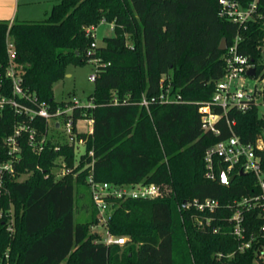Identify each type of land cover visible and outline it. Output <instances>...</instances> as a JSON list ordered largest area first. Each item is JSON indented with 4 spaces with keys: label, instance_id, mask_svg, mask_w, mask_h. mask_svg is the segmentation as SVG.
Returning <instances> with one entry per match:
<instances>
[{
    "label": "trees",
    "instance_id": "obj_1",
    "mask_svg": "<svg viewBox=\"0 0 264 264\" xmlns=\"http://www.w3.org/2000/svg\"><path fill=\"white\" fill-rule=\"evenodd\" d=\"M237 1L247 5L251 0ZM218 9V0H59L42 20L0 21V67L7 62L8 33L22 88L50 111L72 104L53 97V84L67 66L97 60L94 89L87 95L94 106H74L64 115L73 124L93 120L92 133H78L85 138V153L77 164L73 146L57 135L35 152L22 131L18 153H6L3 140L17 123L35 127L40 138L46 122L42 117L29 121L9 107L0 114V163L9 161L13 170L1 176L0 264H256V242L238 251L239 240L227 222L228 203L257 192L256 179L237 173L225 185L218 169L208 179L203 155L230 136L228 121H234L232 129L242 141L261 137L264 142V117L256 105L244 112L230 109L217 120L215 134L202 129L198 108L210 100L215 80L225 72V50L218 48L223 38L229 46L239 36L238 53L264 79V0L242 25L220 17ZM102 21L113 24V35L91 47L86 29ZM166 89L183 101L139 104L142 97ZM261 95L264 99V86ZM61 162L71 171L57 178L54 167ZM90 162L97 181L157 183L168 194L114 201L106 230L128 236L124 245L106 244L91 231L98 219L90 195V217L74 221L75 186L88 188V169L82 168ZM206 197L221 206L212 224L200 228L183 203ZM244 220L246 238L261 236L264 221L256 210L245 212ZM259 242L264 244V238Z\"/></svg>",
    "mask_w": 264,
    "mask_h": 264
},
{
    "label": "built area",
    "instance_id": "obj_2",
    "mask_svg": "<svg viewBox=\"0 0 264 264\" xmlns=\"http://www.w3.org/2000/svg\"><path fill=\"white\" fill-rule=\"evenodd\" d=\"M257 1L251 0L247 5H242L237 0H218V15L233 23L242 25L253 17L257 9ZM96 28L91 26L86 29V34L93 37L91 47L97 45ZM111 28H113V25H111ZM239 40V36H236L233 43L226 46L223 55L226 65L225 72L220 78L215 80L214 91L210 100L201 104L198 108L201 113V127L204 131L218 134L219 130L216 127V122L222 115H226L230 109L244 112L252 107V105H260L259 95H261L264 79L256 75V69L254 76L247 75V70L251 67L255 68V66L249 61L247 56L238 53ZM5 48L7 62L4 66L0 67V114L4 108L9 107L14 109L19 115L27 117L29 121L34 120L36 117L44 118L46 126L45 132L40 138H37V130L35 127L29 128L25 122L17 123L12 134L4 138L2 148L8 154L18 153L20 150L19 137L22 131H27L28 144L33 151L40 152L44 147L46 138L49 137V121L57 117H62V122L56 120L52 123V126L57 130H63L66 142L73 146L75 157L78 147L80 145L85 147V138L79 137L78 133H92L93 120L91 118L83 119L87 124V129L86 131H82L78 126V122L81 120L73 124L71 117L64 115L71 114L74 106L93 107L94 105L89 100L82 103L76 97H73L72 100H69L72 104L50 111L46 103L37 102L34 96L29 95L22 88L20 66L16 62L15 45L8 33L6 34ZM91 62L96 63L97 60ZM94 77L95 72L94 74L88 75L89 80H94ZM249 77L255 78L257 83H261L260 86L255 84L253 89L249 88L247 82ZM21 99L28 101L30 105L24 104L21 102ZM155 101L171 103L182 102L183 100L179 94L172 95L166 89L165 92H161L158 96L151 98L142 97L139 104L147 107L149 103ZM212 107H219L222 113L218 114L214 112L211 109ZM233 124L234 121H228V126L231 131L229 137L219 140L205 149L203 155L204 175L208 179H213L215 178L217 169L220 175L223 172L227 178L235 176L237 173H251L254 175L257 192L229 202L227 207L231 210V214L227 217V222L231 228V234L239 240L238 251H245L251 248L253 241H255V262L256 264H264V244L258 243L260 237L264 238V222L260 226L261 236L250 234L248 238L245 236L244 225V213L250 210H256L258 217L264 221V170L262 168V162L264 161V142L261 137H258L254 141H242L233 131ZM58 148L56 146L55 150ZM88 155H92V151H89ZM54 169L56 175L59 177L71 171V169L65 168L64 163L57 164ZM82 169H88L86 184L91 201L97 210L98 224L103 225L105 228V236L101 237V240L106 244L116 243L118 245H124L128 241V237L122 235L114 236L106 230V222L116 199H156L163 198L167 194L165 187L157 183L139 182L116 184L107 181H97L93 176V162L86 163ZM4 171H13L9 161L0 163V190L2 186L1 176ZM220 206V202L211 197L203 199L193 198L185 200L183 203V207L190 211L194 224L200 228L212 224L214 219L213 215ZM212 229L217 231L219 228L212 226Z\"/></svg>",
    "mask_w": 264,
    "mask_h": 264
},
{
    "label": "rangeland",
    "instance_id": "obj_3",
    "mask_svg": "<svg viewBox=\"0 0 264 264\" xmlns=\"http://www.w3.org/2000/svg\"><path fill=\"white\" fill-rule=\"evenodd\" d=\"M14 9L13 17L18 20H42L47 17L52 5L59 0H13ZM25 18V19H23ZM111 23H100L96 28V43L101 44L103 37L113 35V28ZM130 41L128 44L130 45ZM95 62H89L85 65H68L66 68L65 76L53 84V97L55 101H69L73 97L79 102L85 103L87 101V95L90 94L94 89L93 80L88 79V75L94 74L96 68ZM68 74H70L68 76ZM249 88H254L255 84L260 86L261 83H257L255 78L249 77L247 79ZM264 86V85H262ZM261 86V87H262ZM260 105L256 106L258 109V115L264 117V100L262 95H259ZM62 117H57L49 121V132L48 136L57 135L65 139L63 130H57L52 126V123L56 120L62 122ZM82 119L79 121L78 126L82 131H86L87 124ZM264 132V128H263ZM85 153V147L80 145L76 151L74 164H77L79 157ZM64 162H61V164ZM86 164V163H85ZM84 164V166H85ZM26 175H22L19 179L25 178ZM59 176H57L58 178ZM75 210H74V221L82 222L87 220L91 215V205L89 201V191L84 185L75 186ZM168 195V194H166ZM92 232L100 233L101 237L105 236V228L102 225L91 227ZM128 237V236H126Z\"/></svg>",
    "mask_w": 264,
    "mask_h": 264
},
{
    "label": "crops",
    "instance_id": "obj_4",
    "mask_svg": "<svg viewBox=\"0 0 264 264\" xmlns=\"http://www.w3.org/2000/svg\"><path fill=\"white\" fill-rule=\"evenodd\" d=\"M13 9H14L13 0H0V21H7L11 23L13 20H18V18L13 17ZM69 75L70 74H68V76Z\"/></svg>",
    "mask_w": 264,
    "mask_h": 264
},
{
    "label": "water",
    "instance_id": "obj_5",
    "mask_svg": "<svg viewBox=\"0 0 264 264\" xmlns=\"http://www.w3.org/2000/svg\"><path fill=\"white\" fill-rule=\"evenodd\" d=\"M226 41L225 39L223 38L220 42V45H219V50H222L224 51L226 49ZM247 75L249 76H254L255 75V68L251 67L247 70ZM234 178V176H231V177H226L225 174L223 172H221V175H220V179H221V182L225 185L229 184L231 182V180Z\"/></svg>",
    "mask_w": 264,
    "mask_h": 264
}]
</instances>
